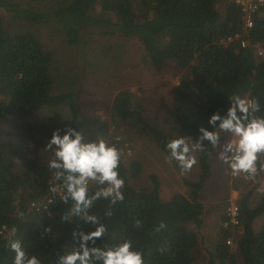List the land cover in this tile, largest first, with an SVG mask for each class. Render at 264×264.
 I'll return each instance as SVG.
<instances>
[{
    "label": "trees",
    "instance_id": "trees-1",
    "mask_svg": "<svg viewBox=\"0 0 264 264\" xmlns=\"http://www.w3.org/2000/svg\"><path fill=\"white\" fill-rule=\"evenodd\" d=\"M98 9L100 13L94 14ZM38 25L52 26L69 46L82 44L90 28L105 29L121 38L138 39L145 60L156 72L173 64L181 77L172 90L167 120L180 136L193 141L201 125L208 127L212 112L227 108L233 93L253 97L264 111V7L254 16L253 26L246 28L241 8L231 0H0V130L13 114L31 117L50 107L67 109L69 125L82 129L87 139L112 143L111 130L117 131L126 120L139 121L166 155L164 145L174 138L162 121L147 117L142 102L127 90L114 97L110 123L86 112L76 79L69 80L58 70L54 52L34 27ZM204 145V151L197 152V180L185 181L190 196L176 193L167 200L157 175L151 176L150 187L132 186L141 164L133 161L128 166L122 159L124 200L111 206L101 200L90 210L107 227L96 246L131 239L143 251L144 264L200 261V239L190 225L201 229L206 215L201 192L213 174L215 148L208 141ZM263 175L259 173L255 180ZM55 183L48 163L34 161L18 144L0 139V264H12L9 239L22 240L26 251L40 256L43 264H56L59 254L71 250L74 229L92 230L88 223L62 219L70 205L63 203L59 191H52ZM48 196L53 198L48 210L32 206ZM237 205L239 234L234 238L224 230L209 264H239L240 260L264 264V223L256 226L264 216V187L256 198L253 190L244 193ZM107 211L111 214L105 217ZM225 220L226 214L222 223ZM161 222L165 226L157 230ZM12 228L17 229L14 236ZM231 238L234 247L227 244ZM165 246L167 250L161 251Z\"/></svg>",
    "mask_w": 264,
    "mask_h": 264
},
{
    "label": "rangeland",
    "instance_id": "rangeland-1",
    "mask_svg": "<svg viewBox=\"0 0 264 264\" xmlns=\"http://www.w3.org/2000/svg\"><path fill=\"white\" fill-rule=\"evenodd\" d=\"M99 13V9L94 12ZM34 27L45 46L54 52L58 70L66 73L69 80L76 79L81 107L86 112L110 123L114 97L127 90L142 102L150 120L162 121L174 138L180 136L179 131L173 129V123L167 120L172 90L181 77V72L173 64H168L161 73L156 72L145 60L144 48L138 39L121 38L105 29L90 28L84 32L82 44L69 46L52 26ZM69 123L70 115L64 108L47 107L31 117L13 114L1 127L0 139L18 144L32 160L48 163L51 153L45 146L51 132L63 130ZM111 135L121 138L119 148L126 165H131L133 161L141 164V174L131 180L132 186L150 187L151 176L157 175L163 199L167 200L176 193L190 196L191 190L185 181L197 180L200 172L198 158L192 169L181 174L176 162L166 160L167 155L144 132L139 121H121L117 131L111 130ZM228 139L226 132L220 133L219 143L212 155L213 174L201 192V201L206 206L204 226L196 229L190 225L197 232L202 249V259L196 264H209L214 245L224 231L222 217L229 205L237 204L241 196L251 190L256 198L264 187V175L255 181H244L241 175L233 176L228 166L218 159V153ZM195 155L197 157V153ZM262 223L264 216L256 222V226ZM230 233L235 238L239 231ZM239 264H243L242 260Z\"/></svg>",
    "mask_w": 264,
    "mask_h": 264
},
{
    "label": "clouds",
    "instance_id": "clouds-1",
    "mask_svg": "<svg viewBox=\"0 0 264 264\" xmlns=\"http://www.w3.org/2000/svg\"><path fill=\"white\" fill-rule=\"evenodd\" d=\"M207 125L198 128L195 141L181 135L165 143L166 160L175 161L181 174L197 163L195 153L204 151V141L217 147L221 132H226L229 139L218 153V159L228 166L233 176L255 180L264 172V111L253 97L229 95L227 108L212 112ZM45 147L51 153L48 168L56 182L53 191H59L63 203L70 205L62 219L68 223L79 220L92 228L74 229L71 250L59 254L56 264H144L143 251L131 239L103 248L96 246L107 227L90 210L101 200L108 201L110 206L124 200L121 189L125 180L119 172L122 149L104 138L87 139L82 129L71 125L53 130ZM110 214L107 211L104 216ZM164 226L161 222L157 230ZM11 231L14 236L17 229ZM7 247L14 253L12 264H43L40 256L26 251L20 239H9ZM166 250V246L161 249Z\"/></svg>",
    "mask_w": 264,
    "mask_h": 264
},
{
    "label": "built area",
    "instance_id": "built-area-1",
    "mask_svg": "<svg viewBox=\"0 0 264 264\" xmlns=\"http://www.w3.org/2000/svg\"><path fill=\"white\" fill-rule=\"evenodd\" d=\"M236 5H238L243 13V19L245 22L246 28H251L253 26V19L257 11L264 7V0H231ZM246 43H243L245 46ZM258 54L262 55L263 51L258 49ZM112 143H115L117 146L122 142L119 136H114ZM53 191V188H52ZM53 202V198L48 196L47 200L40 203H33L32 206L36 208L37 211H46L48 210L49 204ZM240 226V209L236 203H231L226 211V220L223 223V228L226 231H233ZM227 244L232 246V240L227 241Z\"/></svg>",
    "mask_w": 264,
    "mask_h": 264
}]
</instances>
